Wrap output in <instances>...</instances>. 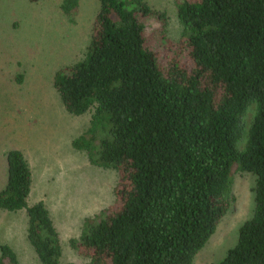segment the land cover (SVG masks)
I'll return each instance as SVG.
<instances>
[{
  "label": "trees",
  "instance_id": "16d2710c",
  "mask_svg": "<svg viewBox=\"0 0 264 264\" xmlns=\"http://www.w3.org/2000/svg\"><path fill=\"white\" fill-rule=\"evenodd\" d=\"M78 4L60 0L61 16L73 23ZM174 4L180 31L164 46V12L145 0H98L82 59L52 76L63 108L89 113L72 148L117 175L114 205L68 239L84 262H60L48 210L27 204L29 166L19 149L5 151L0 209L24 211L41 264H192L233 200V165L254 175V209L210 264H264V0ZM0 264H17L7 244Z\"/></svg>",
  "mask_w": 264,
  "mask_h": 264
},
{
  "label": "rangeland",
  "instance_id": "374dc122",
  "mask_svg": "<svg viewBox=\"0 0 264 264\" xmlns=\"http://www.w3.org/2000/svg\"><path fill=\"white\" fill-rule=\"evenodd\" d=\"M145 1L166 15V32L159 40L164 46L176 41L180 26L174 0ZM59 2L0 0V188L6 177L4 153L19 149L31 172L27 204L41 200L48 210L60 241V262L81 263L86 258L70 248L68 239L77 237L84 218L114 205L117 175L91 165L83 151L72 148L71 140L85 130L89 113L69 114L52 87L57 69L82 59L98 0H79L73 23L61 16ZM148 34L153 40L157 32ZM253 104L244 119H250ZM229 178L233 200L192 264L220 260L235 244L240 224L253 213L254 175L233 165ZM25 227L22 209H0V243L12 248L17 264H41L25 238Z\"/></svg>",
  "mask_w": 264,
  "mask_h": 264
}]
</instances>
